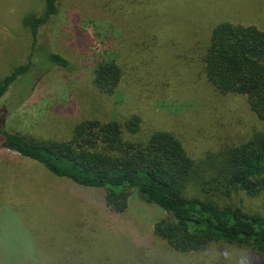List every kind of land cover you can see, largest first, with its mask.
<instances>
[{"label":"rangeland","instance_id":"rangeland-1","mask_svg":"<svg viewBox=\"0 0 264 264\" xmlns=\"http://www.w3.org/2000/svg\"><path fill=\"white\" fill-rule=\"evenodd\" d=\"M110 1L63 2L41 43L69 57L75 71L54 67L32 86L26 79L14 83L5 94L12 102L0 108V127L66 137L68 123L83 117L140 113L145 131L173 130L189 155L202 159L239 132L264 126L245 97L222 95L206 82L200 61L201 47L220 23L264 29V0H121V10L133 11L126 20L118 17V0ZM43 9L44 0H0V81L26 63L33 40L23 21ZM154 34L165 46L153 43ZM113 51L126 77L108 109L99 108L103 96L91 84V65ZM242 198L264 212L263 197L227 199ZM165 215L137 192L126 212L111 211L103 190L53 176L0 135V264H264L256 253L222 245L180 262L181 254L154 234Z\"/></svg>","mask_w":264,"mask_h":264},{"label":"trees","instance_id":"trees-1","mask_svg":"<svg viewBox=\"0 0 264 264\" xmlns=\"http://www.w3.org/2000/svg\"><path fill=\"white\" fill-rule=\"evenodd\" d=\"M64 1L44 0L40 14L24 19L32 50L26 63L1 79L0 108L12 102L5 94L16 82L26 79L32 86L54 67L75 71L69 57L41 43L43 28L61 13ZM124 7L118 0L116 12L126 20L133 11L127 13L121 10ZM155 34L157 44V35L162 36ZM203 45L200 61L206 82L222 95L245 97L250 111L264 124V29L222 22ZM107 53L91 65V84L103 96L98 98L99 108L106 109L126 77L116 53ZM144 127L141 114L136 113L122 119L83 117L68 123L66 137H30L3 127L0 135L9 149L53 176L103 190L111 211L126 212L135 192L159 206L166 215L156 221L155 237L181 254L180 262L221 245L264 257V212L246 207L243 198L240 202L227 199L233 194L264 198V126L248 134L239 132L237 140L207 150L202 159L189 155L175 131L157 127L145 131Z\"/></svg>","mask_w":264,"mask_h":264}]
</instances>
